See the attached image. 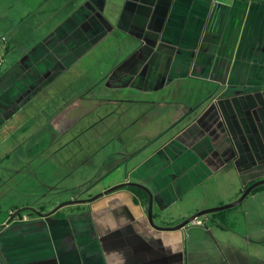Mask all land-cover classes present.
<instances>
[{"label":"crops","instance_id":"obj_1","mask_svg":"<svg viewBox=\"0 0 264 264\" xmlns=\"http://www.w3.org/2000/svg\"><path fill=\"white\" fill-rule=\"evenodd\" d=\"M35 3L21 18L31 36L6 20L17 38L0 48V126L35 104V133L12 150L38 163L37 186L75 183L0 222V264H189L190 228H154L149 197L90 199L141 184L170 228L223 204L192 197L213 182L234 180L230 203L264 178V0ZM223 212L201 217L222 229Z\"/></svg>","mask_w":264,"mask_h":264},{"label":"rangeland","instance_id":"obj_2","mask_svg":"<svg viewBox=\"0 0 264 264\" xmlns=\"http://www.w3.org/2000/svg\"><path fill=\"white\" fill-rule=\"evenodd\" d=\"M36 7L35 0H0V48L6 46V44L10 45L9 43L14 45L17 38L14 37V34L17 30H19V36L34 34L35 27L24 26L21 18L26 14H30V17L31 15L34 16L33 12ZM7 19L16 23L14 24L15 32L6 25ZM31 20L34 19L31 18ZM2 37H5L6 42L2 41ZM88 70L90 78L96 80L98 77L96 70L93 71V67H89ZM32 115H35V104L32 108L29 107L26 112L16 115L12 120L0 126V180L2 179L0 181V222L5 219L8 221L17 212V207L21 208L24 205L49 207L52 201L68 197L66 189L75 183L74 180L62 182L60 190H58L62 192L56 194L45 186H37L35 171L37 170V173H40L38 163L34 159L32 163L27 164L29 162L20 150L17 154V150H12L15 143L22 139L23 133H35V127L38 126V123L35 122V118L31 117ZM30 142L29 144L26 142L19 145L26 148L31 145ZM84 144L89 150L91 149L90 146L95 147V142H91V139L80 140L79 145L83 147ZM79 145L75 147L78 148ZM72 147H74V144ZM24 151L22 152L24 153ZM10 152L12 153V160L8 161L4 157ZM19 167L22 168L19 172L9 171ZM40 179L44 180L41 174ZM212 184L213 186L211 185L209 189L205 188L207 192L205 196L198 193L192 195V197L206 201L207 205L221 199L224 201L221 206H226L236 202L242 196L240 194L237 199L230 203L226 201L233 194V192L230 193L231 190L229 189L230 185L235 184L233 179L226 180L223 183L216 181ZM61 204L59 203L58 206ZM221 206H215L214 208ZM223 213L228 217V221L222 229L205 222L199 227H195L191 223L187 225V228H190L187 233L188 242L192 246L189 253L193 255V257L190 256L189 264H221L225 259H232L230 255L233 247H237L253 259L264 261V193H259L255 197L250 195L239 205L224 210Z\"/></svg>","mask_w":264,"mask_h":264},{"label":"water","instance_id":"obj_3","mask_svg":"<svg viewBox=\"0 0 264 264\" xmlns=\"http://www.w3.org/2000/svg\"><path fill=\"white\" fill-rule=\"evenodd\" d=\"M264 184V180H261L259 182H257L256 184H254L253 186H251L250 188H248L243 194L242 196L234 203H231L229 205H226V206H221V207H218V208H212V209H206V210H201L199 211L198 213H196L195 215L191 216L190 218L186 219L184 222H182L180 225L176 226V227H160V226H157V224H155V221H154V215H153V194L149 191V189L141 184H137V183H125V184H122V185H119V186H115L113 188H110L109 190H107L106 192L104 193H101L99 195H96L94 197H92L90 200H95L97 199L98 197L104 195V194H107L109 192H112L114 190H117L119 188H122V187H125V186H136V187H139L143 190H145L148 194V197H149V202H148V219H149V222L151 223V225L154 227V228H157V229H160V230H179V229H182L184 227H186L188 224H190L194 219L198 218V217H201V216H204V215H209L211 213H216V212H220V211H224V210H227V209H230V208H233L237 205H239L249 194L250 192L260 186V185H263ZM78 202H86V201H78ZM66 204H61L59 206H57L55 208V211L60 209L61 207L65 206ZM23 210H19L17 211L15 214L12 215V217L7 221V222H10L15 216L19 215Z\"/></svg>","mask_w":264,"mask_h":264},{"label":"flooded vegetation","instance_id":"obj_4","mask_svg":"<svg viewBox=\"0 0 264 264\" xmlns=\"http://www.w3.org/2000/svg\"><path fill=\"white\" fill-rule=\"evenodd\" d=\"M264 180V178L259 179L257 181H254L253 183H251L248 187H246L241 194H243L248 188H250L251 186H253L254 184H256L257 182ZM259 193H264V184L260 185L256 188H254L250 194L248 196H252L255 197L256 195H258ZM247 196V197H248ZM219 213V212H218ZM216 213H213L212 215L215 217ZM228 221V217H221L219 218V223H223L225 224ZM232 257V259H225L224 262H222L221 264H264V261H260L258 259H253L251 257H249V255H246L244 252H241L240 249H238L237 247H233L232 248V253L230 255ZM214 264H220V263H214Z\"/></svg>","mask_w":264,"mask_h":264},{"label":"trees","instance_id":"obj_5","mask_svg":"<svg viewBox=\"0 0 264 264\" xmlns=\"http://www.w3.org/2000/svg\"><path fill=\"white\" fill-rule=\"evenodd\" d=\"M129 189L131 191H133L134 193H136V195L141 198V199H144L145 201L148 200V194L145 190H142L141 188H138V187H135V186H130ZM43 210V209H42ZM221 213H216L214 214L215 216L217 215H220Z\"/></svg>","mask_w":264,"mask_h":264},{"label":"built area","instance_id":"obj_6","mask_svg":"<svg viewBox=\"0 0 264 264\" xmlns=\"http://www.w3.org/2000/svg\"><path fill=\"white\" fill-rule=\"evenodd\" d=\"M203 224H204V221H203L200 217L194 219V220L191 222V225H193V226H201V225H203ZM186 227H187V226H186ZM186 227H185V228H186Z\"/></svg>","mask_w":264,"mask_h":264}]
</instances>
